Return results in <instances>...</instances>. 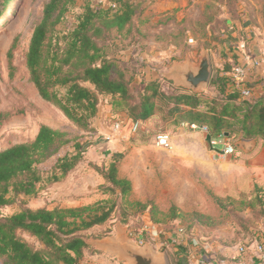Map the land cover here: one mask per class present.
<instances>
[{"label": "rangeland", "instance_id": "rangeland-1", "mask_svg": "<svg viewBox=\"0 0 264 264\" xmlns=\"http://www.w3.org/2000/svg\"><path fill=\"white\" fill-rule=\"evenodd\" d=\"M47 1L14 0L8 14L0 20V150L32 140L42 124L59 128L69 134L71 141L60 149L61 152L58 151L60 154L63 151L70 153L74 143H79L85 149L81 162L87 163V151L92 150L95 143L103 144L96 154L99 159L96 160L95 156L91 158L90 155L88 168L82 169L80 173L86 175V180L90 183L93 180L89 175L90 171L95 177L99 171L107 172L110 164L114 162L117 175L129 181L130 189L120 196L118 192H103V182L96 185L98 196L88 206L92 211H98L100 207H113L105 223L83 232L90 247L85 251L81 262L125 264L123 260L95 244L96 241L117 239L119 229L124 230L132 242L142 239L154 251L159 249L156 246L157 239H162L165 231L176 230L177 235L194 234L197 230L207 231L205 233H209V236L215 230H222L224 233L232 232V238L235 237L231 220H238L237 212L245 205L249 194L247 176L233 157L213 152L207 143L206 147L203 145V150H200V138L185 137L177 133L176 127L161 116L154 128H140L136 132H130L127 124H124L122 131L112 133L111 122L117 118L127 119L121 116L124 112L112 108L110 98L106 95H99L98 111L90 118L88 129L75 126L60 110L41 99L29 80L25 55L33 27L39 22ZM130 1L140 2L142 6L146 3V0ZM87 2L91 5L113 6L111 0H76L56 26L57 29H69L75 21V16ZM166 37L172 40H168L166 45L163 43L161 49L165 52L157 53L155 58L146 61L154 69L164 88L176 86L170 75L176 62L185 66V61L188 60L191 66L195 67L202 51L211 54L216 75V69L219 67L216 65V34H207L199 28L188 33L184 26H178L168 31ZM130 43L127 36L113 33L112 37L103 43V49L112 62V70L124 69L132 78V91L137 93L144 88L145 80L138 70L144 58L141 61L138 59L139 52L142 51L140 40L135 45ZM169 43L175 47L172 52L167 50ZM12 44V67L9 68L8 51ZM131 46L135 48L133 54L136 59L130 54ZM129 60H135L136 65L130 64ZM206 94L204 95L208 100L214 97L208 95V92ZM156 132L169 134L174 145L173 150L168 151L153 144ZM220 135L212 136L218 142L216 149L222 148L219 144L222 141ZM108 136L109 140L106 139ZM172 136H175V142ZM111 139L112 142L119 140L110 147ZM230 140L234 145V141L231 138ZM57 153L36 165L40 180L34 183L33 194L40 197L34 205L48 208L59 206L54 196L56 191L68 190L71 187L65 184L63 189L60 190V186L56 189L55 185L61 181H50L53 174L60 175L54 167L59 158ZM211 155L212 159H209ZM28 199L21 193L16 195L14 202L1 210V215L19 210L28 203ZM151 226L157 230L156 238L149 234ZM179 229L183 232H179ZM20 234L36 248L42 247L34 238L25 233Z\"/></svg>", "mask_w": 264, "mask_h": 264}, {"label": "trees", "instance_id": "trees-1", "mask_svg": "<svg viewBox=\"0 0 264 264\" xmlns=\"http://www.w3.org/2000/svg\"><path fill=\"white\" fill-rule=\"evenodd\" d=\"M75 1L48 0L44 4L25 55L29 80L41 99L60 110L72 124L90 128L99 95H106L112 108L126 114L127 122L161 116L175 127L180 122L205 125L211 137L227 132L244 139H264V101L239 99L238 90L208 100L179 87L164 88L159 79H154L134 93L131 76L124 69L112 70L103 43L115 33L127 36L131 45L137 44L143 36L142 4L111 0L113 6L104 7L87 2L69 29L58 30L56 26ZM13 3L0 0V20ZM13 49L14 44L8 51L9 68ZM221 83L217 74L210 80V85L223 94ZM70 141L66 131L42 124L32 140L0 150V212L20 193L26 198L37 197L33 194L34 183L40 180L36 165ZM84 151L74 143L72 152L57 158L54 167L60 175L53 174L51 183L63 180L82 161ZM97 173L105 184L103 192L123 196L129 191V181L118 177L114 162L107 172ZM112 207L92 211L88 205L30 208L24 204L10 214L0 213L1 264H83L90 247L83 232L105 223ZM20 233L34 238L42 247L36 248Z\"/></svg>", "mask_w": 264, "mask_h": 264}, {"label": "crops", "instance_id": "crops-1", "mask_svg": "<svg viewBox=\"0 0 264 264\" xmlns=\"http://www.w3.org/2000/svg\"><path fill=\"white\" fill-rule=\"evenodd\" d=\"M145 5L142 6L144 9L141 16L144 20L141 25L143 36L140 38L142 51L138 56L139 61L144 58L142 62L145 65L142 64L138 70L145 82L158 79L154 69L146 61L155 58L157 53L165 52L161 49L163 43L166 45L172 40L166 37V33L178 26H184L188 33L199 28L207 34L213 33L218 37L216 41L218 64H215L219 66L216 69V74L222 80L223 94L214 85H210L215 66L210 53H208L212 68L210 80L196 94L205 97L204 94L208 92V95L224 97L229 92H236L239 87H246L250 90L248 98L264 101V63L256 66L252 64L253 59L264 55V0H146ZM243 41L246 44L245 51L238 47L239 43ZM174 48L169 43L167 50L172 52ZM129 50L136 59V55L133 54L134 46H131ZM126 60L128 61V58ZM129 61L132 65L136 63L135 60ZM177 65L184 67L176 62L173 68ZM236 65H241L245 70L239 85L231 77L232 69ZM173 84L176 85L174 87L191 91L175 84L174 81ZM239 99L241 98L239 97ZM121 116L127 118L125 113ZM158 120H160L159 117L154 116L142 121L140 128H154L158 124ZM182 123L186 122H180L176 126L177 133L185 137L200 138L199 148L203 150V145L206 147L207 143L206 133L190 129ZM174 137L172 136V139L175 142ZM228 137L236 145L237 157L234 159L241 165L243 173L248 179L247 192L249 196L245 205L237 212L239 213L238 220H231L232 230L235 231L236 236L232 238V232L224 233L222 230L220 232L215 230L209 236H207L209 233H205L207 231L197 230L194 234L190 233L189 235L185 233L177 235L176 230L165 231L162 234V239H157L156 246L159 249L156 251L164 252L170 264H237L241 257L239 246L247 247L248 254L257 261L256 245L260 243L264 248V139H244L235 133L228 134ZM118 140L108 141L110 147ZM102 145L101 142H98L95 143L92 150L88 149V161H90V155L91 158L95 156L96 160L99 159L96 154ZM172 146H174L173 143ZM207 146L209 148L208 144ZM72 150L73 147L69 152ZM65 153L66 151H63L62 154L58 152L57 156L61 157ZM209 159H212V155L209 156ZM87 163H78L59 184L55 185L54 188L57 189L60 186V190L65 184L71 186L68 190L56 191L54 196L60 207L85 206L98 196L96 185L103 180L98 174L94 177L90 171L89 175L93 180L90 183L87 182L86 175L80 173L82 169L88 168ZM118 177L121 176L118 174ZM38 197L40 196L29 198L26 206L30 208L42 207L43 205H34Z\"/></svg>", "mask_w": 264, "mask_h": 264}, {"label": "water", "instance_id": "water-1", "mask_svg": "<svg viewBox=\"0 0 264 264\" xmlns=\"http://www.w3.org/2000/svg\"><path fill=\"white\" fill-rule=\"evenodd\" d=\"M211 72L212 68L208 52L202 51L195 67H192L189 61L186 60L184 67L175 66L171 70L170 75L175 84L197 93L208 84ZM223 135L228 136V133L225 132ZM205 140L211 150L219 153L223 152L211 146V135L209 133L206 134ZM118 233L117 239L96 241L95 244L117 256L125 264H170L164 252L154 251L147 242L141 244L132 242L122 229H119Z\"/></svg>", "mask_w": 264, "mask_h": 264}, {"label": "built area", "instance_id": "built-area-1", "mask_svg": "<svg viewBox=\"0 0 264 264\" xmlns=\"http://www.w3.org/2000/svg\"><path fill=\"white\" fill-rule=\"evenodd\" d=\"M238 47L240 49H242L243 51H245L246 48V44L245 42H241L239 43ZM261 63H264V55H261L260 57L253 59L252 60V64L254 66L259 65ZM244 68L241 65H236L233 67L232 69V73H231V77L233 78L234 82L239 85L241 84L240 82V78L244 75ZM239 93H240V98L245 99L248 98L250 95V90L246 87H239ZM124 124H127L130 132H136L138 129H140V125L141 122L139 120L136 121H129L127 122L126 120H123L121 118H117L116 120H114L113 122H111V132L112 133H118L120 131H122ZM182 125H187L190 129H197L202 131L203 133H208V129L205 125H197V124H188V123H182ZM222 137V141L219 143L222 145V148L220 150H222L223 152L221 154L223 155H229L233 158L237 157V150L235 148V146L232 144L231 140L229 137L224 136L223 134L220 135ZM109 136L106 137L107 140H109ZM153 144L158 147V148H162L165 150H172L173 146L170 140V136L169 134L165 133V132H156L153 136ZM210 144L213 148H215V145L218 144V142L211 137L210 140ZM214 151V150H212ZM216 152V151H214ZM218 153V152H216ZM179 232H183L182 229H179ZM149 234L151 235V237L155 238L157 237V230L154 226L150 227L149 230ZM130 235V234H129ZM137 243L141 244L144 241L142 239H138V241H136ZM238 250L241 254V257L239 258L237 264H264V248L262 246V244L258 243L256 245V253H257V261H255L253 259V257H251L248 254V249L245 246H239Z\"/></svg>", "mask_w": 264, "mask_h": 264}]
</instances>
